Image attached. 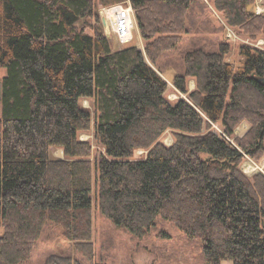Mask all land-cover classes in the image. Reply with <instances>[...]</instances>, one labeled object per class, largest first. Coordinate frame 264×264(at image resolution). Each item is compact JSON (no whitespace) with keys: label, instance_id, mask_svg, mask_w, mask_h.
I'll return each instance as SVG.
<instances>
[{"label":"trees","instance_id":"16d2710c","mask_svg":"<svg viewBox=\"0 0 264 264\" xmlns=\"http://www.w3.org/2000/svg\"><path fill=\"white\" fill-rule=\"evenodd\" d=\"M128 1L145 52L112 49L96 0H0V264L29 263L48 228L73 250L43 264H97L94 209L138 240L170 238L160 227L173 225L203 264H264V174L241 169L246 156L264 157V50L241 46L236 68L230 45L207 37L221 30L214 10L255 40L264 16L253 0H214V10L205 0ZM161 63L175 67L187 100L168 101ZM203 115L225 138L205 133ZM244 122L233 145L226 138ZM92 127L98 155L80 139ZM169 130L171 146L161 141Z\"/></svg>","mask_w":264,"mask_h":264},{"label":"rangeland","instance_id":"374dc122","mask_svg":"<svg viewBox=\"0 0 264 264\" xmlns=\"http://www.w3.org/2000/svg\"><path fill=\"white\" fill-rule=\"evenodd\" d=\"M97 1V9L101 14V21L104 27V31L111 42V47L114 51L124 49L130 46H136L141 51L145 52V42L143 41L136 16L134 13V28L132 31V39L130 44L125 45L119 41L115 32L112 29L111 22L113 17L110 18L109 11L110 8L118 5H108L102 6L99 0ZM213 5L214 0H205ZM121 4L125 6H131L130 1L122 2ZM120 5V4H119ZM132 7V6H131ZM133 9V8H132ZM249 9L256 14L264 16V0H253ZM212 10L213 6H212ZM134 11V10H133ZM211 21L213 26L217 29L221 28L220 32L217 35H209L215 43H227L230 45V53L227 56V60L236 65L238 68L241 65L242 57L240 55V48L243 45H250L258 49L264 50V35H259L255 39H250L247 35H239L238 32L230 27L223 15L219 14L214 10ZM103 19L106 21L104 24ZM88 33L91 34L90 31ZM213 41L211 43H213ZM186 43H189L187 41ZM177 60V56H173ZM171 58V57H170ZM172 65L174 60H170ZM164 63H167L164 60ZM163 64L159 65L158 70L163 75L164 80L168 84V89L166 92V98L171 104H176L180 100H187V95L179 92L174 84L173 79L177 73L175 67L169 66L165 71H161ZM7 69L0 65V117L2 115V82L3 79L7 76ZM196 88V82L194 79H188V89L193 91ZM82 104L85 108H92L91 100H83ZM93 112V111H92ZM206 122L210 123L209 130L206 132H212L218 134L219 136L225 138V132L223 131L220 123L209 122V119L203 115ZM250 129L248 122L242 123L236 130L233 138L227 137L226 139L235 145L236 139L242 140L246 137ZM80 139L84 141H89L93 148V154L98 155L99 152H104V149L99 144L98 140L95 138V131L92 127L90 131L83 132L80 134ZM161 141L167 145L171 146L174 143V135L172 131H167L162 137ZM51 154L55 158H64V152L59 148H52ZM146 156V151H136L134 157L137 159H143ZM261 167L264 170V157L261 162L256 161L255 159L246 156L245 160L241 165L243 173L249 177L253 178L258 172L256 170V165ZM93 222H94V242L96 246V262L97 264H203L204 259L200 251L194 247L193 244L188 242L187 236L178 230L173 225L168 223L164 224L161 229H164L167 233L170 234V238L161 239L157 234H153L150 238L143 240H138L125 233L123 230L117 228L104 218L97 209H94L93 212ZM0 234H3V230L0 229ZM72 242L67 240L63 235L60 229H46L43 233L41 240L38 242L31 261L29 263L22 264H43L45 259L51 253L64 254L72 252ZM231 264V263H224Z\"/></svg>","mask_w":264,"mask_h":264},{"label":"built area","instance_id":"2783aa9c","mask_svg":"<svg viewBox=\"0 0 264 264\" xmlns=\"http://www.w3.org/2000/svg\"><path fill=\"white\" fill-rule=\"evenodd\" d=\"M119 4L110 8L109 15L110 18L113 17L111 26L119 41L128 45L131 40H133L132 31L134 28V11L131 6L127 7L121 3ZM256 168L258 172H264V170L257 165Z\"/></svg>","mask_w":264,"mask_h":264},{"label":"water","instance_id":"95a60500","mask_svg":"<svg viewBox=\"0 0 264 264\" xmlns=\"http://www.w3.org/2000/svg\"><path fill=\"white\" fill-rule=\"evenodd\" d=\"M104 24H106V21L103 19Z\"/></svg>","mask_w":264,"mask_h":264}]
</instances>
